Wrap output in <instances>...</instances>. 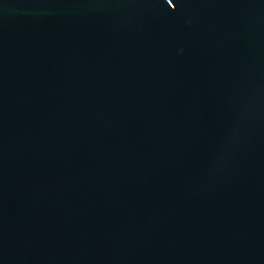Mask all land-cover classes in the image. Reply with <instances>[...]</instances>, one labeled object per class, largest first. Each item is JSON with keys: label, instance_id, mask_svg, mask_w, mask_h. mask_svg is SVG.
Segmentation results:
<instances>
[{"label": "water", "instance_id": "1", "mask_svg": "<svg viewBox=\"0 0 264 264\" xmlns=\"http://www.w3.org/2000/svg\"><path fill=\"white\" fill-rule=\"evenodd\" d=\"M0 264H264V0H0Z\"/></svg>", "mask_w": 264, "mask_h": 264}]
</instances>
